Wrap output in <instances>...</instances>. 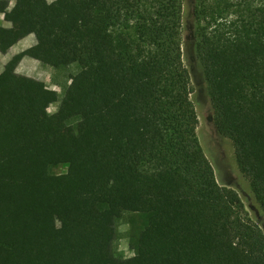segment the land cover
Segmentation results:
<instances>
[{"label":"trees","instance_id":"obj_1","mask_svg":"<svg viewBox=\"0 0 264 264\" xmlns=\"http://www.w3.org/2000/svg\"><path fill=\"white\" fill-rule=\"evenodd\" d=\"M184 3L0 0V54L35 41L0 72V264H264L197 138ZM192 17L215 130L264 211V0H194ZM25 58L77 72L60 97L17 73Z\"/></svg>","mask_w":264,"mask_h":264},{"label":"rangeland","instance_id":"obj_2","mask_svg":"<svg viewBox=\"0 0 264 264\" xmlns=\"http://www.w3.org/2000/svg\"><path fill=\"white\" fill-rule=\"evenodd\" d=\"M48 3L54 0H45ZM13 6V3H11ZM194 0H185L184 14H183V28H182V60L183 64L189 72L192 94L191 100L195 105L198 127L197 138L199 143L210 162L216 180L219 185L234 190L240 197L249 218L255 222L264 233V211L257 203L249 182L240 173L236 166L233 148L231 143L220 137L214 127L213 123V110L207 96L206 84L203 75L202 67L197 59L195 51V38H194V22L192 17V8ZM122 35H129L132 39L134 34L132 32L120 31ZM25 47L32 46L34 39L27 37L21 42ZM20 49H22V47ZM17 47L11 50V54L7 57H12L17 52ZM7 58H0V72L3 70L4 60ZM31 62V61H30ZM77 72L76 65L64 70H53L50 68L42 67L40 64L27 62L20 63L17 73L24 75L40 82H43L49 89L58 93L61 97L63 89L69 84V79ZM56 106H48L49 113L55 111ZM64 169L57 170L61 173ZM128 226L121 223L118 227V234L120 236L117 241L118 252L122 253L127 259L133 258L134 254L128 248V241L126 234ZM105 238L104 231H97L94 235L93 242L90 244L91 249L99 248L100 241ZM109 257L113 258L112 247L109 244L106 248Z\"/></svg>","mask_w":264,"mask_h":264},{"label":"crops","instance_id":"obj_3","mask_svg":"<svg viewBox=\"0 0 264 264\" xmlns=\"http://www.w3.org/2000/svg\"><path fill=\"white\" fill-rule=\"evenodd\" d=\"M4 16V14H0V26L1 27H5V28H9V27H11V24L9 23V22H7V21H5V17H4V21H1V16ZM27 37H32L33 38V36H27ZM27 37H25V38H23L20 42H18L15 46H13L8 52H7V54H5V55H1L0 54V58H7L6 60H4V65L11 59L10 57H7V56H9L11 53V50H13V48L14 47H17L18 49H17V53H20V52H22V51H24V50H26V49H28V48H30L31 46H29V47H25L24 48V46L23 45H21L22 43L21 42H23ZM34 39V38H33ZM34 43H35V41H34ZM34 43H33V45H34ZM32 45V46H33ZM21 46H23L22 47V49H20V47ZM31 61V62H30ZM23 62H27L28 64H31V63H37V64H39L38 62H36V61H34V60H31V59H28V58H25V59H23L22 60V62L21 63H23Z\"/></svg>","mask_w":264,"mask_h":264},{"label":"built area","instance_id":"obj_4","mask_svg":"<svg viewBox=\"0 0 264 264\" xmlns=\"http://www.w3.org/2000/svg\"><path fill=\"white\" fill-rule=\"evenodd\" d=\"M12 4H10V6H11ZM1 21H4V16L2 15L1 16Z\"/></svg>","mask_w":264,"mask_h":264}]
</instances>
